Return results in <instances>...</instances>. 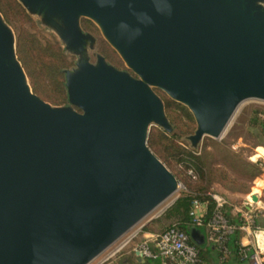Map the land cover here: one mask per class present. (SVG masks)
<instances>
[{
	"label": "water",
	"instance_id": "water-1",
	"mask_svg": "<svg viewBox=\"0 0 264 264\" xmlns=\"http://www.w3.org/2000/svg\"><path fill=\"white\" fill-rule=\"evenodd\" d=\"M19 2L80 59L69 105L42 100L0 13V264H90L180 190L148 146L152 125L172 131L153 88L192 114L193 146L264 102V0ZM83 18L127 71L83 56L94 44Z\"/></svg>",
	"mask_w": 264,
	"mask_h": 264
},
{
	"label": "rangeland",
	"instance_id": "rangeland-1",
	"mask_svg": "<svg viewBox=\"0 0 264 264\" xmlns=\"http://www.w3.org/2000/svg\"><path fill=\"white\" fill-rule=\"evenodd\" d=\"M15 1L24 10L26 15L29 17V20H24L22 16L15 13L10 14L8 19L3 12L0 11V13L3 15L4 20L15 35L18 59L20 60L18 54L19 37H21V35L25 33L33 35L44 48L50 46L52 48H60L63 51V54L67 58V62L70 64V66L64 70L66 79V71H73L77 69V62L80 59L79 55L74 54L73 52L65 48V43L61 41L55 29L45 25L39 16L30 14L19 2V0ZM81 27L84 34H89L94 38V44L87 45L86 51L83 54V56L87 58L89 63L96 64L98 56L101 55L106 60L110 59L107 60V62L116 67L117 69L127 71L126 65L123 60L120 58L117 52L106 42L100 29L95 23L83 18L81 20ZM32 57L34 59H47L46 57L42 56L41 53L38 51L32 53ZM109 61L112 63H110ZM25 72L28 76V80L33 89V92L38 95L42 100L52 104L53 106L62 107L69 105V101H62V95L59 94V92H57L56 88L53 86L52 81L48 76V72L43 69L40 61L38 64V69L33 71V78L30 77L26 69ZM153 90L157 95L160 96V98L165 104V112L172 127V131L168 132L157 125H152L150 127L148 135L149 148L151 149L149 144L151 134L154 132V130H162L168 136L179 137L178 144L181 145V147L187 149L188 151H192L198 155H200L204 150L207 152H211L213 166L215 168L218 167L224 169L228 173L229 178L232 181H235L233 183L229 182L226 184L215 183L212 188L214 192L221 193L229 200L231 205H235V214L239 213L236 209L243 210L245 203L246 205L247 203L252 205V208L251 210H249V212H252L253 217L256 216L255 218L258 220L259 223L258 226L263 227L264 193L260 194V202L259 200L257 202H254L252 200L253 195H251L253 191H250V193L248 194L241 192L248 191L251 187L253 188L255 185L254 181H251L246 176L245 167L243 166H245L247 163L259 162L260 168L262 169V174L256 179H264V135L262 134L260 129L253 127L251 124V119L254 116L255 111L262 112V117L264 119V102L257 100L245 101L239 106L231 123L229 124L227 130L222 135V137H220L219 139L205 137L197 146H193L189 138L193 136L197 130V124L194 117L192 116L193 121H190L182 113V111L172 106V112L174 115H172L171 118L169 116L168 102L169 100H172L168 97L166 93H164L160 89L153 88ZM176 104L180 105L178 103ZM151 151L164 163V161L152 149ZM256 154V159L253 160V157ZM164 164L169 169V166L166 163ZM172 164L176 165L174 163ZM179 169L183 171V174H181L182 181H179L177 179L180 184V190L178 191V193L172 199L168 200L157 210H155L150 216H148L135 228L129 231L125 236H123L120 240H118L115 244H113L109 249H107L102 255H100L90 264H121L120 260H124L127 258H131L133 260L134 250L142 241L149 238L147 236L145 237V232H143V228L146 227L153 233L159 234L170 225L169 222L162 219V216L168 209V206L172 204L173 201L177 200L181 195H183V193L186 191V185L188 186L189 184L187 178L183 176L185 171L182 166H179ZM169 170L171 171V169ZM257 183L258 185L261 184V182L259 181ZM255 193H259L257 188L255 189ZM255 207L258 208L254 209ZM201 231L204 233L203 229ZM205 246L206 244L202 245L201 247L204 248ZM152 262H154V264H160L159 261Z\"/></svg>",
	"mask_w": 264,
	"mask_h": 264
},
{
	"label": "trees",
	"instance_id": "trees-1",
	"mask_svg": "<svg viewBox=\"0 0 264 264\" xmlns=\"http://www.w3.org/2000/svg\"><path fill=\"white\" fill-rule=\"evenodd\" d=\"M0 11L3 12L8 19L10 14L15 13L22 16L24 20H29V17L15 0H0ZM36 51L40 52L41 55L47 59H34L32 53ZM18 54L23 66L31 78H33V71L38 69L40 61L43 69L48 72V76L50 77L53 86L56 88L57 92L62 95V101L68 102L64 70L67 69L70 64L67 62V58L60 48H52L50 46L44 48L41 43L37 41L35 36L25 33L19 37ZM172 106L182 111L190 121H193L192 115L185 107L177 105L169 100L168 108L169 116L171 118L172 115H174L172 112ZM262 115V112L255 111L254 116L251 119V124L253 127L260 129L264 135V119ZM178 140L179 137L168 136L162 130H154L149 140L151 149L169 166V169H171L179 181H182L181 174H183V171L179 169V166H182L186 173V175L184 173L183 176L187 178L189 183L188 186L186 185V191L183 195H181L163 214L162 219L169 222L170 225L161 233L173 226L189 235L193 230H198L203 233L201 230H206V224L211 220L216 206L211 197V194L214 192L212 189L213 185L215 183L226 184L235 181H232L229 178L228 173L224 169L218 167L215 168L213 166L211 152L204 150L198 155L181 147V145L178 144ZM172 163L176 165H173ZM243 167H245L247 178L251 181H254L262 174L259 162L247 163ZM189 171H193L196 178H193V176L189 174ZM251 188L250 190L242 191L241 193L248 194L250 193ZM194 202H199L207 206V213L204 217L205 225L203 227H197L192 222L191 211ZM234 208L235 205H231L230 202L225 208V215L229 224L236 229L232 234L227 235L225 238L224 248L227 249L228 254H225L223 249L217 247L220 250L219 255L221 264H247L249 262L248 260L243 259L241 246V241L245 236V232L241 230V227L246 225V221L241 213H234ZM243 210H245V206L243 207ZM249 214L252 216V212H249ZM254 220L255 226H258V220L255 217ZM143 232L152 231L145 227L143 228ZM191 243L199 248L200 257L202 259L204 256V249L197 245L192 238Z\"/></svg>",
	"mask_w": 264,
	"mask_h": 264
},
{
	"label": "built area",
	"instance_id": "built-area-1",
	"mask_svg": "<svg viewBox=\"0 0 264 264\" xmlns=\"http://www.w3.org/2000/svg\"><path fill=\"white\" fill-rule=\"evenodd\" d=\"M189 174L196 178L193 171ZM216 206L211 220L206 224L205 242L223 249L227 235L235 231L225 215V208L229 200L216 192L211 194ZM245 207H247L245 203ZM246 221V225L241 227L249 237L248 244L241 243L243 259L250 264H264V226H255L254 217L249 211L238 210ZM207 213L205 204L194 202L191 211L192 222L197 227H203L204 217ZM136 252L143 260L159 261L161 264H202L199 248L191 243V236L179 228L169 227L165 232L153 235L142 241L136 248Z\"/></svg>",
	"mask_w": 264,
	"mask_h": 264
},
{
	"label": "crops",
	"instance_id": "crops-1",
	"mask_svg": "<svg viewBox=\"0 0 264 264\" xmlns=\"http://www.w3.org/2000/svg\"><path fill=\"white\" fill-rule=\"evenodd\" d=\"M257 154L253 157V160L256 159ZM261 182L260 185H258L257 182ZM254 187L252 188L251 191L252 194L257 196L259 198V202H260V194L264 193V179H256L254 180ZM258 189L259 193H255V189ZM221 194V193H219ZM222 195V194H221ZM249 198V197H248ZM248 205V203H247ZM246 208V207H245ZM258 207H255L254 209H256ZM256 217V216H255ZM204 236H206V230L204 231V233H202ZM153 235H156L153 232H145V237H151ZM244 244H248L249 242V237L247 236V234L245 233L244 238L242 239L241 243ZM206 246L203 248L204 249V256L202 258V264H221V260H220V255H219V248H217V246L215 245H209L207 242H205ZM134 261L131 258H127L124 260H120L121 264H154V262L152 261H147V260H143L139 254L136 252V249L134 250ZM161 264V263H160ZM247 264H250L249 262Z\"/></svg>",
	"mask_w": 264,
	"mask_h": 264
},
{
	"label": "bare ground",
	"instance_id": "bare-ground-1",
	"mask_svg": "<svg viewBox=\"0 0 264 264\" xmlns=\"http://www.w3.org/2000/svg\"><path fill=\"white\" fill-rule=\"evenodd\" d=\"M233 117H234V116H233ZM231 121H232V120H231ZM230 123H231V122H230ZM230 123H229V124H230ZM226 130H227V129H226ZM252 200H253V199H252ZM258 200H259V198H258ZM166 202H167V201H166ZM254 202H255V201H254ZM161 206H162V205H161Z\"/></svg>",
	"mask_w": 264,
	"mask_h": 264
}]
</instances>
